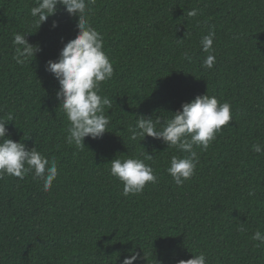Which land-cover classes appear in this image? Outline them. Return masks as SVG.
<instances>
[{
	"label": "trees",
	"instance_id": "1",
	"mask_svg": "<svg viewBox=\"0 0 264 264\" xmlns=\"http://www.w3.org/2000/svg\"><path fill=\"white\" fill-rule=\"evenodd\" d=\"M86 2L114 68L99 94L113 105L109 133L85 138L79 150L65 142L69 121L45 72L61 40L75 38L77 20L60 9L37 30V0H0V117L12 112L9 138L58 167L49 191L32 173L0 179V264H122L132 251L144 256L134 264H176L200 252L208 264H264V246L251 239L264 233V154L252 151L264 148V0ZM209 29L216 62L205 69L200 41ZM16 33L41 48L33 62L12 59ZM204 94L230 103L232 119L206 151L194 146L195 174L177 186L167 168L188 154L151 137L130 141L128 129L138 116L171 119ZM114 158L144 160L157 183L125 197L110 174Z\"/></svg>",
	"mask_w": 264,
	"mask_h": 264
},
{
	"label": "clouds",
	"instance_id": "2",
	"mask_svg": "<svg viewBox=\"0 0 264 264\" xmlns=\"http://www.w3.org/2000/svg\"><path fill=\"white\" fill-rule=\"evenodd\" d=\"M63 10L69 18L77 20L75 38L67 42L61 40L62 47L55 60H48L45 72L50 74L58 84L55 99L59 102L69 127L65 142L83 150L85 138L101 139L108 132L109 118L106 111L112 108L113 101L101 96L100 85L110 80L114 73L113 64L106 55L103 36L89 22L86 0H37L36 6L30 9L37 30L57 13ZM189 17H196L198 10L187 13ZM59 27V22L52 19L50 30ZM27 34L16 33L13 36L14 55L12 59L18 65L33 62L37 53L41 51L38 45L30 44ZM215 32L209 29L200 41L202 51L208 53L203 62L205 69L213 68L216 62L214 55ZM182 58L191 61L188 50L182 53ZM232 119L231 105L220 103L216 97L207 94L196 96L191 102L182 103L180 109L171 114V119L162 120L157 117L138 116L135 125L130 126L128 139L136 141L146 137L161 140L167 148H175L188 155L181 158L172 156L168 174L177 186L195 174L199 157L194 146L206 151L216 134ZM14 115L8 112L6 118L0 117V179L5 175L23 180L29 173L34 179L42 182L43 190L49 191L58 177L56 161L49 160L34 147L27 148L25 143L13 141L9 138L7 125L12 123ZM26 139V138H25ZM252 151L264 154V148L259 143L252 145ZM144 160H152V154L142 153ZM139 158H114L110 162V174L122 185V195L125 197L141 193L146 184L157 183V176L153 168ZM243 230V229H241ZM251 239L257 241L255 247L264 246V233L256 231ZM141 258L132 251L122 264H134ZM176 264H208L203 252L192 255L190 259H179Z\"/></svg>",
	"mask_w": 264,
	"mask_h": 264
}]
</instances>
